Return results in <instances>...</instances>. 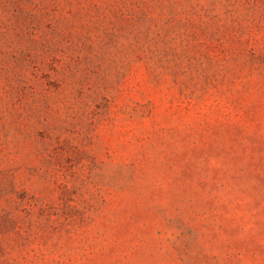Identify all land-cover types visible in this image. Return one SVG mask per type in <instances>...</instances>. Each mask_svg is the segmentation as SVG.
Here are the masks:
<instances>
[{
    "label": "rangeland",
    "instance_id": "374dc122",
    "mask_svg": "<svg viewBox=\"0 0 264 264\" xmlns=\"http://www.w3.org/2000/svg\"><path fill=\"white\" fill-rule=\"evenodd\" d=\"M0 264H264V0H0Z\"/></svg>",
    "mask_w": 264,
    "mask_h": 264
}]
</instances>
